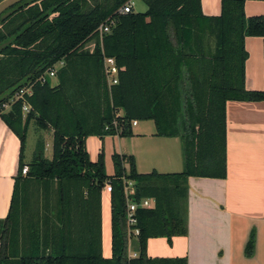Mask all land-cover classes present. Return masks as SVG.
<instances>
[{
  "label": "trees",
  "instance_id": "trees-1",
  "mask_svg": "<svg viewBox=\"0 0 264 264\" xmlns=\"http://www.w3.org/2000/svg\"><path fill=\"white\" fill-rule=\"evenodd\" d=\"M129 1L18 0L0 13V118L20 142L10 211L0 219V264H187L185 257H149L147 241L186 234L188 177H226V102L264 100V90L244 86V39L264 35V18L246 16L245 0H221L218 16L204 15L200 0H142L145 11L120 12ZM104 24L109 31L100 34ZM91 41L92 51L85 47ZM104 56L118 67L110 87ZM59 61L57 83L40 82ZM28 84L23 115L24 101L12 98ZM137 119L152 120L155 136L180 139L182 171L138 173L132 155L115 152L108 175L102 154L89 159L87 136H130ZM31 121L51 132L52 155L39 139L22 176ZM124 180L133 182L135 201L153 200L135 211L139 234L131 241ZM106 184L110 257L101 248ZM253 242L250 234L248 255Z\"/></svg>",
  "mask_w": 264,
  "mask_h": 264
},
{
  "label": "crops",
  "instance_id": "crops-1",
  "mask_svg": "<svg viewBox=\"0 0 264 264\" xmlns=\"http://www.w3.org/2000/svg\"><path fill=\"white\" fill-rule=\"evenodd\" d=\"M200 3L204 15L220 14L221 0H200ZM144 8L146 10L145 6L136 12H143ZM244 13L264 18V2L245 0ZM244 47L247 53L244 86L247 90H264V35L246 36ZM154 133L139 131L135 135L160 138ZM150 143L153 145L146 148V154L151 159L142 161L132 155L138 173L183 170L176 152L174 157L178 160L170 156L167 160L152 158L158 146ZM19 152L18 137L0 118V219L10 211L19 175ZM226 163L227 175L223 179L188 177L186 234L174 236L171 241L165 237L149 238L146 245L149 257H185L187 264H264V100L226 102ZM124 167L127 169L128 164ZM106 173L113 174L107 170ZM250 234L254 242L248 255L245 249ZM101 248L104 257L111 256L110 193L104 187L101 192ZM133 253L129 244V254Z\"/></svg>",
  "mask_w": 264,
  "mask_h": 264
},
{
  "label": "rangeland",
  "instance_id": "rangeland-1",
  "mask_svg": "<svg viewBox=\"0 0 264 264\" xmlns=\"http://www.w3.org/2000/svg\"><path fill=\"white\" fill-rule=\"evenodd\" d=\"M18 0H2L0 2V13L1 11L5 10L8 6ZM259 2L260 4L264 2V0H252ZM133 10L134 11H142L145 5L140 1H133ZM145 10V8H144ZM54 16V15H52ZM213 41V39H212ZM87 49L92 51L93 42L86 44L85 46ZM57 83V77L51 79V85H55ZM5 107V106H4ZM8 109V106L5 107ZM137 126L131 125V135L130 136H104L103 138H99L97 135H89L85 139V147L88 152L89 159L96 161L100 154L103 155L104 163H105V170L108 173H114L113 170V163L111 159V155L113 153H119L125 156L135 154V158L138 160L143 159H151L146 154V148H150L152 146L150 142H154L158 148L154 152L155 155L152 158L155 159H163L167 160V157L170 156L172 160L177 159L174 157L175 152L179 158L180 165H183V157H182V147L181 141L178 137L172 138H154L152 136L140 137L136 136L135 134L139 133V131L143 132H154L155 125L154 122L150 119H137ZM134 136L133 138H130ZM39 139H43L45 142V156L51 158L52 155V136L51 132L43 131L36 127L34 121H31L29 124V128L26 135V143L24 146L23 151V161L24 163H29L32 159V154L35 149L36 142ZM29 159V160H27ZM140 161V163L142 162ZM142 169V167H140ZM182 168V167H180ZM128 169V168H127ZM170 170V167L166 168ZM176 170V169H175ZM34 185L30 184V189L33 190ZM25 193V192H24ZM36 194L33 195L35 197ZM22 196V188L19 190V197ZM18 198V196H17ZM30 198V197H29ZM34 207V206H33ZM23 209V206L19 207ZM27 209V208H26Z\"/></svg>",
  "mask_w": 264,
  "mask_h": 264
},
{
  "label": "built area",
  "instance_id": "built-area-1",
  "mask_svg": "<svg viewBox=\"0 0 264 264\" xmlns=\"http://www.w3.org/2000/svg\"><path fill=\"white\" fill-rule=\"evenodd\" d=\"M132 1L127 2L121 9L120 12L122 13H127L130 12V10L132 9ZM109 24H104L101 25L99 27V32L100 34L106 33L109 31ZM63 66V61H59L56 64H54L52 67H50L49 69H47V71L39 77L40 82L44 83L46 81V78H48L50 80L51 83V79L56 77V72L57 70ZM103 69H104V73L106 76V80H107V85L110 87L114 84H116L118 82V67L116 65L115 59L113 57L110 56H104L103 57ZM32 95V85L28 84L25 85L23 87H21L20 89H18L15 94L14 97L12 98V102L18 99H22L23 105H22V112L23 115H25L28 110L30 109V106L27 104V102L25 101L27 97ZM3 106H10V103H5L3 104ZM137 121L136 120H132L131 125H136ZM114 125H116V123L114 122ZM28 172V165L25 164L22 169H21V173L23 175H26ZM124 193H125V197H126V223H127V227H128V238L129 240L135 236H137L139 234V230L138 228L134 227L136 225L137 222V218L135 216V211L142 207V208H149L151 207L153 200L150 198H141L138 201H135L131 195H133L135 193V189L133 186V182L128 180L125 181L124 180ZM104 189L110 193L111 191V185L110 184H106L104 186ZM136 253H133L132 256H135Z\"/></svg>",
  "mask_w": 264,
  "mask_h": 264
}]
</instances>
